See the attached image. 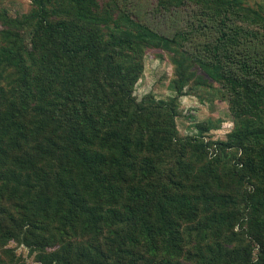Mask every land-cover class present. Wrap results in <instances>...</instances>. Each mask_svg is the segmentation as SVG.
<instances>
[{"label":"trees","instance_id":"1","mask_svg":"<svg viewBox=\"0 0 264 264\" xmlns=\"http://www.w3.org/2000/svg\"><path fill=\"white\" fill-rule=\"evenodd\" d=\"M229 1L155 0L150 14L170 23L166 36L121 11L119 0H33L34 52L0 36V264L15 258L11 240L37 264H236L238 232L257 252L238 264H264V202L250 200L249 210L247 195L264 201V51H228L260 17L242 0L235 13ZM190 6L198 26L217 34L193 50L196 59L191 17L177 20ZM171 45L182 51L172 49L179 67L197 64L229 94L235 126L223 149L241 154L224 164L228 182L218 167L203 169L192 147L182 151L192 155L176 186L185 189L162 180L148 187L155 161L130 143L127 128L141 121L132 94L145 52ZM209 234L219 243L205 241L204 256Z\"/></svg>","mask_w":264,"mask_h":264},{"label":"rangeland","instance_id":"2","mask_svg":"<svg viewBox=\"0 0 264 264\" xmlns=\"http://www.w3.org/2000/svg\"><path fill=\"white\" fill-rule=\"evenodd\" d=\"M99 1L103 2L105 0ZM154 1L119 0V5L121 11L129 13L134 20H144V23H148L152 29L170 36L173 32L169 28L170 23L160 21L150 14ZM242 3V7L248 5L252 7L258 13L260 19L258 23L248 24L251 28L247 33L243 32L241 34L242 39L239 45L233 43L234 45L229 46L228 51L233 52L234 49L237 55L241 54L240 58L264 51V0H242ZM228 4L235 7L236 13L238 8L234 4V0L229 1ZM32 8L33 0H0V36L8 34L16 38L27 53L34 52L32 45L33 28L29 21ZM259 8H262V10L258 11ZM190 17L191 24L194 27V36L190 43L189 52H193V50L203 51V46L213 43L217 37L216 30L212 25L201 29L194 19L195 13L191 6L184 7L180 12V18L177 17V20L181 22L184 21V18L189 20ZM239 21H235L232 28L240 26L241 22ZM242 25H246L245 22ZM172 49H179L178 51L182 53L176 45H171L169 48L147 50L142 58L143 71L133 88L132 97L135 103L141 106L140 110L137 111V116L141 117V121L136 119V123L127 129L129 130V138L132 139L130 143L137 145L138 153H142L145 149L144 154L155 161L156 171L153 173V179L149 180L148 187L153 184L156 186L162 180V182L168 183L170 189H185L183 186H176L184 184L186 177L180 176L179 169L192 155L190 152L188 154L184 152L183 157L182 151L183 149L191 150L192 147L198 150L197 153L200 155L199 159L203 164V169L208 165H213L216 169L218 167L220 175L228 182L230 170L226 169L224 164L235 165L241 154V151L236 148L226 151L223 149L224 144L228 141V135L235 126V118L230 112L229 94L216 78L211 79L202 74L198 70L197 64L190 63L185 69L179 67L175 63L177 55L172 52ZM197 54L194 53L191 59H196ZM186 55L190 56L187 53L184 57ZM240 58L230 59L229 62L238 63L241 60ZM124 126H126L125 124H123V128H126ZM50 165L43 164V168L50 170ZM172 169H175V174H171ZM170 178L173 179L170 180ZM172 181H174L173 186ZM225 189L226 186H221L222 191ZM243 190V193H245L246 188ZM250 194L247 193L249 210L250 200L257 201L260 208H262L261 204L264 201H258ZM24 205L23 202L20 206L22 215L25 211L21 210L24 209ZM240 207L241 204L239 203ZM242 208H246V206L242 204ZM253 214L251 213V218ZM244 236L242 233H235L234 238L238 240L230 244V248L234 247V251L237 253L234 262L236 264L247 262L249 258L252 259L257 254L256 249L249 247L245 241L242 242L239 239L244 238ZM200 239L199 234L194 235L191 243L186 246V251H191L196 241H200ZM209 239L213 241L211 243V240L205 242ZM202 241L204 242L200 245L204 256H206L209 255L207 245L210 243L211 246L216 247L219 238L215 239L209 234L208 238ZM222 241L226 240L222 239ZM6 247L13 249L15 255L10 264H37L34 257L29 255V250L19 246L13 240L8 242ZM4 249L0 248V258ZM190 257V255H186L185 258L189 259ZM193 257L198 259L197 254ZM3 259L6 260L7 258ZM228 264L232 263L229 262Z\"/></svg>","mask_w":264,"mask_h":264}]
</instances>
